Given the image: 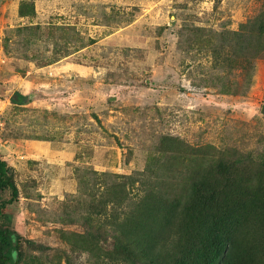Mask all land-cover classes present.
Masks as SVG:
<instances>
[{
  "label": "rangeland",
  "instance_id": "rangeland-1",
  "mask_svg": "<svg viewBox=\"0 0 264 264\" xmlns=\"http://www.w3.org/2000/svg\"><path fill=\"white\" fill-rule=\"evenodd\" d=\"M263 11L264 0H0V152L19 188L2 219L47 248L22 264H65V252L95 264L67 236L90 229L77 222L105 173L190 184L218 160L236 161L234 184L258 173L264 56L241 95L212 51L228 30L249 38Z\"/></svg>",
  "mask_w": 264,
  "mask_h": 264
},
{
  "label": "trees",
  "instance_id": "trees-1",
  "mask_svg": "<svg viewBox=\"0 0 264 264\" xmlns=\"http://www.w3.org/2000/svg\"><path fill=\"white\" fill-rule=\"evenodd\" d=\"M21 14L34 15V10L28 11L25 4ZM243 27L254 29L249 38L241 36L242 30H228L220 33V45L212 51L213 67L228 65L239 72L236 94L241 95L252 85L249 75L254 76L256 59L264 56V11ZM260 161L258 173L235 184L236 161L225 160L214 161V170L204 171L190 184L151 183L146 174L105 173L102 197L77 222L90 229L67 239L81 242L76 246L95 257V264H264V160ZM12 171L0 152V190L11 193L0 203V264H22L31 258L29 251L47 250L2 219L19 199ZM65 253V264H72Z\"/></svg>",
  "mask_w": 264,
  "mask_h": 264
},
{
  "label": "water",
  "instance_id": "water-1",
  "mask_svg": "<svg viewBox=\"0 0 264 264\" xmlns=\"http://www.w3.org/2000/svg\"><path fill=\"white\" fill-rule=\"evenodd\" d=\"M13 100L17 101L18 103H28L29 98L28 97H22L19 94L13 95ZM11 173V171H10Z\"/></svg>",
  "mask_w": 264,
  "mask_h": 264
},
{
  "label": "clouds",
  "instance_id": "clouds-1",
  "mask_svg": "<svg viewBox=\"0 0 264 264\" xmlns=\"http://www.w3.org/2000/svg\"><path fill=\"white\" fill-rule=\"evenodd\" d=\"M24 97V96H23Z\"/></svg>",
  "mask_w": 264,
  "mask_h": 264
}]
</instances>
